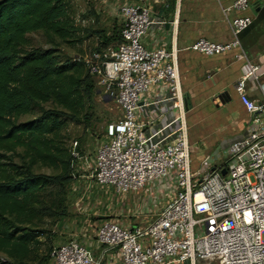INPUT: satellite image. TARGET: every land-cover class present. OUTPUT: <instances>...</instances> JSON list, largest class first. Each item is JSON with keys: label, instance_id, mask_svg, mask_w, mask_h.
I'll return each instance as SVG.
<instances>
[{"label": "built area", "instance_id": "1", "mask_svg": "<svg viewBox=\"0 0 264 264\" xmlns=\"http://www.w3.org/2000/svg\"><path fill=\"white\" fill-rule=\"evenodd\" d=\"M251 1L234 0L224 8L234 40L200 37L187 49L211 56L240 46L239 35L253 20L228 16L234 9L247 10ZM152 3H121L122 40L91 57L74 59L86 62L122 110L96 151L93 179L125 195L147 189L149 198L158 193L166 202L140 223L101 221L93 241L76 236L58 244L50 264H264V102L248 93L259 66L242 50L248 66L235 90L250 116V128L230 145L225 174L216 167L195 169L178 50L143 43L155 22ZM169 112L171 118L163 122ZM77 145L73 157L87 163Z\"/></svg>", "mask_w": 264, "mask_h": 264}, {"label": "trees", "instance_id": "2", "mask_svg": "<svg viewBox=\"0 0 264 264\" xmlns=\"http://www.w3.org/2000/svg\"><path fill=\"white\" fill-rule=\"evenodd\" d=\"M36 31L51 44L76 41L70 0H0V264H50L51 249L41 251L49 242L41 239L52 237L41 223L66 214L55 189L71 181L76 165L62 132L96 114L97 79L86 62L32 46L28 35ZM121 40V33H101L97 51ZM39 163L59 172H36Z\"/></svg>", "mask_w": 264, "mask_h": 264}, {"label": "crops", "instance_id": "3", "mask_svg": "<svg viewBox=\"0 0 264 264\" xmlns=\"http://www.w3.org/2000/svg\"><path fill=\"white\" fill-rule=\"evenodd\" d=\"M234 0H153L155 22L143 38L148 48L167 46L178 50L182 90L187 104V123L192 163L220 168L230 163V145L249 132L250 116L235 90L237 80L247 70V59L258 64V79H250L248 93L257 102H264V0H252L245 11L232 10L228 16L248 15L252 24L239 35L240 46L211 56L187 49L200 37L216 42L234 40L224 8ZM176 19L177 22L173 23ZM159 21H166L161 24ZM264 114L263 112H260ZM172 113L167 114L166 122ZM218 134V137L216 135ZM79 178H94L88 171Z\"/></svg>", "mask_w": 264, "mask_h": 264}, {"label": "rangeland", "instance_id": "4", "mask_svg": "<svg viewBox=\"0 0 264 264\" xmlns=\"http://www.w3.org/2000/svg\"><path fill=\"white\" fill-rule=\"evenodd\" d=\"M127 0H70L72 15L80 27L76 41L63 42L56 40L51 44L43 31L30 33V44L34 47H56L61 55L75 58L77 56L91 57L101 42V33L107 36H119L122 30V16L120 5ZM101 32V33H100ZM97 96L96 114L87 125L70 121L62 132L61 140L72 151L76 141L80 146L81 154L87 156L88 162L76 160L74 177L64 185L63 189L55 191L63 199V208L66 214L61 217H45L41 228L51 233L52 242L42 236L43 242H49L41 247V251L54 248L76 236L83 239L94 240L98 224L105 219L123 222L140 223L142 218H151L166 202L165 196H151L147 189L130 194H122L116 188L98 183L93 178H79L85 172L92 171L98 147L106 141V128L108 124L122 117V110L116 100L115 94L96 83ZM52 107L51 103L45 105ZM26 115L22 119H28ZM218 137V134L216 135ZM16 161L20 158L16 157ZM194 167H200L195 162ZM210 169L205 166L204 171ZM36 172L55 174L56 170L50 166L39 163L35 166ZM155 203L157 206H155ZM0 259H6L0 252ZM31 262L30 264H36Z\"/></svg>", "mask_w": 264, "mask_h": 264}, {"label": "water", "instance_id": "5", "mask_svg": "<svg viewBox=\"0 0 264 264\" xmlns=\"http://www.w3.org/2000/svg\"><path fill=\"white\" fill-rule=\"evenodd\" d=\"M224 174H225V172H224Z\"/></svg>", "mask_w": 264, "mask_h": 264}]
</instances>
